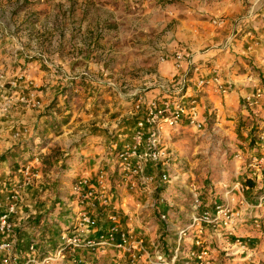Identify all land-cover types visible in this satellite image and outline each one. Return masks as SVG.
I'll return each mask as SVG.
<instances>
[{"label":"built area","instance_id":"2783aa9c","mask_svg":"<svg viewBox=\"0 0 264 264\" xmlns=\"http://www.w3.org/2000/svg\"><path fill=\"white\" fill-rule=\"evenodd\" d=\"M211 24L222 27L224 20L214 18ZM231 41L221 49L228 48ZM167 59L176 72H182L192 58L178 48L161 61ZM166 86H160L165 95L160 100H147L141 91L134 94L130 114L136 120L131 134L122 142L112 141L106 159L119 182L114 185L101 166L93 178L76 180L70 187L73 200L67 220L74 228L60 229L54 242L40 241L39 231H19L24 227L19 217L20 198L40 177L33 163L15 170L14 185L0 184V264H93V259L105 256L113 264H264V157L236 152L235 181H225L218 193L213 184L202 192L203 187L194 180L187 183L175 169L174 162L181 157L168 145L169 133L188 127L206 136L211 110L199 106L196 97L183 101ZM231 88L217 75L196 83L197 90L219 96L227 95ZM244 103L246 109L264 110L263 89L247 95ZM15 105L42 109L35 86L22 69L11 77L0 74V115L8 116ZM12 131L15 141L28 133L24 127ZM256 139L264 144V132ZM177 188L189 194L188 213L172 198ZM118 198L124 216L117 211ZM129 201L142 220L149 217L141 228L131 225L135 211L127 207ZM85 207L97 216L95 237L85 233L93 224Z\"/></svg>","mask_w":264,"mask_h":264},{"label":"rangeland","instance_id":"374dc122","mask_svg":"<svg viewBox=\"0 0 264 264\" xmlns=\"http://www.w3.org/2000/svg\"><path fill=\"white\" fill-rule=\"evenodd\" d=\"M229 1L233 4L238 2L243 10L249 9L252 5L249 0ZM160 4L162 8L156 11L155 8ZM166 5L172 7L170 10L176 11L174 17L176 23L188 16L203 20V0H91L90 2L88 0H0V66L4 67L5 73L9 71V76L12 72L7 68L8 62L14 60L17 53L25 52L30 58L29 61L35 59V62H39L38 59H46L48 67L53 65L49 69L54 71L56 53L61 48L67 61L72 59V53L80 58L74 62H78L77 64L68 66L69 71L64 70L67 72L62 78L64 82L56 80L51 83L43 78L37 82L39 89L35 87V90L40 94L47 92L48 86L53 88L64 85L65 87L59 94L49 96L50 102L47 107L43 108L48 98L45 101L39 100L44 111L42 109L31 111L37 117L34 127L29 128L24 123L16 126L19 129L27 128L29 138L28 136L25 138H28L27 141L32 140L27 147L32 160L26 162L28 160L26 157L21 161L20 166L33 163L35 170L40 174L20 198L19 217L24 227L21 226L19 231L26 232L27 228L39 231L40 241L52 243L61 232L59 224L66 222L70 216L69 204L73 199L69 187L76 180L93 178L94 173L101 166L111 176L114 185L119 182L118 174L109 168L110 162L106 159L112 141L122 142L131 134L133 122L130 108L129 110L123 108L125 106L132 108L136 92L141 91L145 95V92L151 89L150 84L154 75L157 76V66L162 62L161 58L170 56L178 49L176 47L180 46V42H177L175 48L171 46L167 34L169 28L161 27L169 17L163 8ZM189 10L192 12L186 15ZM209 21L211 23V19ZM227 41L217 45V48L221 49ZM202 51L203 49H194L193 52L197 54ZM87 57L93 58L91 62L94 66H88ZM76 68H82V72L90 74L102 72L106 75L98 77L100 81L88 82L89 85L78 81L75 83L73 93L71 91L69 98L64 99L60 95L70 86V82L75 80L76 75H72V72H75ZM36 70L47 71L48 68L42 64L41 67L36 66ZM108 92V96L113 98L108 101L109 106L106 104L102 108L101 106L107 102L103 95H107ZM130 98H132L131 102ZM121 102H123L122 106ZM125 102H130L131 105H125ZM53 104L63 113V117L58 116V122L69 114L68 123L59 127L57 131L48 129L43 136H39L38 132L44 126V114ZM4 117L6 116L0 115L3 121H9ZM209 117L206 136L187 128L171 131L167 143L181 157L174 162V165L175 169L184 175L183 178L187 183L194 180L203 187L202 192L213 184L218 188V193L225 181H235L237 162L233 157L237 152V146L242 147L238 140L243 135L238 134L236 128H232L228 135L225 134L222 128L215 126L213 122L216 118L215 114L209 113ZM238 118L240 115L235 119ZM12 124L13 122L9 123L10 126ZM9 125H5L6 128L2 126L3 130L0 129L2 133L12 135L13 131H9ZM243 130L246 131V128L244 127ZM94 137L101 141L102 151L96 152L95 155L81 152L79 157L76 156L75 145L81 141L87 144V139ZM27 141L23 139L11 148H2L0 156ZM85 146H81L80 149H84ZM251 154L259 155L258 152ZM35 158H38V163L34 162ZM10 162L11 159L0 166V184L6 186L15 184L16 169L10 170ZM43 166L48 173H43ZM262 175L264 180V172ZM176 191L172 198L179 204L182 212L188 213L190 198L187 190L182 188ZM121 193L125 195L122 191ZM120 199L116 204L117 211L124 216L123 208L118 206L121 203ZM202 200L205 202L204 197ZM127 207L130 211H135L132 214L131 225L139 227L140 224L143 226L147 223L149 217L142 220V215L137 213L131 201L127 203ZM85 210L90 213L93 221L85 233L95 237L98 229L97 216L89 207H85ZM40 216L45 220L44 224L48 220L49 229L45 232L42 227L38 229L39 227L34 226V219ZM102 263L113 264V261L110 256H105ZM262 263L261 261L260 264Z\"/></svg>","mask_w":264,"mask_h":264},{"label":"crops","instance_id":"0c3cea01","mask_svg":"<svg viewBox=\"0 0 264 264\" xmlns=\"http://www.w3.org/2000/svg\"><path fill=\"white\" fill-rule=\"evenodd\" d=\"M88 1L90 2L91 0ZM228 1L229 0H203V20L193 19L188 16L180 19L178 21L179 23L174 21L176 11L170 10L172 7L169 5L163 6L166 10L165 13H167L169 17L166 18V22H164V25L161 27L169 28L167 32L169 35L168 43L175 48L177 42H180V46L176 48L183 49L192 59L190 63L184 67L182 72H176L173 69L170 59L159 63L157 66V76L154 75L155 77L152 78L153 82L150 84L151 89L145 92V97L147 100H160L164 97L165 95L160 88L162 84H166L168 91L172 95L182 98L183 101H188L192 97H196L199 106L203 107L207 105L211 113L215 114L216 118L213 120L215 126L220 129L222 128L223 132L227 135L232 128H236L238 134L243 135L242 138L238 140L239 145L242 147L240 148L237 146V152H243L247 156L260 158L264 157V144L257 142L256 137L260 132H264V110L246 109L244 98L257 88H261L264 91V0H249L252 5L247 10H243L241 4L238 2L233 4ZM161 8L162 4L158 5V8L155 9L159 11ZM191 12L192 10H189L186 15H189L188 13ZM204 18H206V20ZM214 18L223 19L224 25L222 27L212 25L209 20ZM231 39L232 43L228 48H217V45ZM62 45H64V42H62ZM194 49H203V51L195 54L193 52ZM24 54L25 52L20 54L17 53L14 60L8 62L9 65H7V68L12 72L11 76L21 69L24 70L36 88H38L37 82L42 78L51 83L56 80L64 82L62 78L64 74L67 73L65 71H69L68 66L77 64L78 62H74L80 59L76 54L74 55L72 53V59L67 61L63 56V48H61L59 52L56 53L54 71L51 68L49 69V67H53V65H49L48 67L46 59H38L37 61L40 63L35 62V59L29 61L30 58ZM86 60L88 61L86 63L89 67H91V65L94 66V63L91 62L93 58L87 57ZM42 64H45L48 70L38 72L36 66L41 67ZM74 70L75 72H72V75H76L74 79L76 81L86 82L88 85V82L100 81L99 78L106 75V73L102 72L92 74L82 72V68H76ZM7 72L8 73H5L4 67L0 66V74L5 73L8 77H11L8 75L10 74L9 71ZM214 75L221 77L231 84V91L227 95L219 96L196 89V83L199 79ZM21 87H24V89L26 88L24 83L21 84ZM63 87L65 86L60 85L59 87L55 86L53 88L48 86L47 92L44 94H40L38 90L36 91L38 100L42 99L45 101L48 98L43 108L48 106L50 102L49 96L51 95L52 97L53 95L59 94ZM81 90L83 91V89ZM108 95L109 92L107 95H103L107 102L104 103L105 105L101 106L102 108L105 107L106 104L108 105V101H111L113 98ZM119 98L122 97L119 96ZM115 99L114 95V100ZM129 100L131 102L132 98ZM130 102H125V105H131ZM120 105L122 106L123 102H121ZM129 108L131 110V107L127 108V106L123 109L129 110ZM31 111L33 110L15 107L9 116L4 117L9 119V121H3V118H0V129L3 130L2 128H6L7 124L9 125L11 122H13V124L12 126L9 125V131H12V129H19L16 126H19L20 123L26 124L29 128L34 127L37 117L34 116ZM42 111H44V109H42ZM237 115H240L241 119L238 118V120H236L235 118H237ZM131 119L134 125L136 117H131ZM240 120L242 121L241 123ZM245 122L246 125L244 126ZM244 127L246 131L243 130ZM187 128L188 127H182L176 131ZM250 132H252V134H250ZM171 133L172 132L169 133V137ZM26 136L29 138V133L22 136L19 141H23V139L27 141L28 138L26 139ZM95 138L96 137L88 138L87 144H85V141L77 143L75 145L77 147H74L75 151H77L75 155L79 157L81 152H85L87 155H95L96 152L102 151L103 145L101 141ZM18 143V141L13 140L11 134L9 135L6 132L2 133L1 131L0 150L2 148H11ZM80 144L81 146L86 145L84 149H80ZM252 152H258L259 155H252ZM79 172H77V174H79ZM59 227L61 228L60 225Z\"/></svg>","mask_w":264,"mask_h":264},{"label":"trees","instance_id":"16d2710c","mask_svg":"<svg viewBox=\"0 0 264 264\" xmlns=\"http://www.w3.org/2000/svg\"><path fill=\"white\" fill-rule=\"evenodd\" d=\"M75 83H78V81H76V80L71 81L70 86L67 89L63 90V92L60 96H63L64 99H68L69 98L68 95L71 94V91L73 93V90H74L75 85H76ZM63 105L65 106V109H66V107H67L66 102H64ZM97 107H99V106H97ZM62 115H63V113H62L60 108H55V104L50 105L44 114V116H45V120L43 121L44 126H42L41 131L38 132V135L43 136L44 133L48 129L52 130V131H57L59 129V127H61L62 125H66L68 123L69 114L68 115L66 114V117L63 118L62 121L58 122L59 118L63 117ZM58 116H59V118H58ZM36 139H38V138H36ZM30 142H32V140L24 142V143H22L21 146L15 147V148L9 150L8 152L2 154L0 156V166L7 163L8 160L11 159L12 162L9 163V168H10V170H15V169H17V167L20 166L21 161L25 160L26 157H28V160L26 162L32 160L31 156L28 153L29 150L27 148V147H29ZM42 163L44 164L43 161H42ZM43 173H48V170H46L44 168V166H43ZM34 220H35L34 225L38 226V227L42 225L41 227H42L44 232L49 229L48 220L46 221L45 224H44L45 220L43 218L41 219V216L36 217ZM42 222H43V224H42ZM59 225L61 226L60 229L63 231H70L74 228L73 222H69V221H66V222L64 221V222L60 223ZM103 258L104 257H98V258L93 259V264H103L102 263ZM58 264H67V263L66 262H60Z\"/></svg>","mask_w":264,"mask_h":264}]
</instances>
